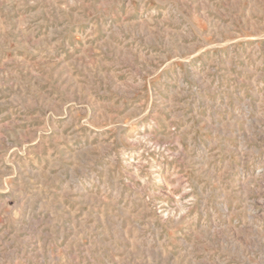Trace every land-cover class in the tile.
I'll use <instances>...</instances> for the list:
<instances>
[{
    "label": "rangeland",
    "instance_id": "1",
    "mask_svg": "<svg viewBox=\"0 0 264 264\" xmlns=\"http://www.w3.org/2000/svg\"><path fill=\"white\" fill-rule=\"evenodd\" d=\"M0 264H264V0H0Z\"/></svg>",
    "mask_w": 264,
    "mask_h": 264
}]
</instances>
